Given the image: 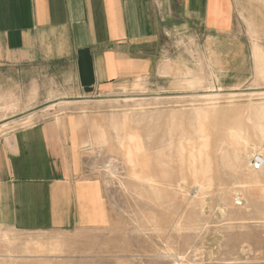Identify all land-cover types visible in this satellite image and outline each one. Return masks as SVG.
I'll list each match as a JSON object with an SVG mask.
<instances>
[{
	"label": "rangeland",
	"instance_id": "1",
	"mask_svg": "<svg viewBox=\"0 0 264 264\" xmlns=\"http://www.w3.org/2000/svg\"><path fill=\"white\" fill-rule=\"evenodd\" d=\"M258 10L249 23H236L232 45L202 48L191 34H173L157 83L143 80L88 99L68 96L51 64H0V139L46 119H70L83 174L101 185L108 209L107 223L96 228L1 227L0 264H264V173L251 166L256 159L264 166V140L257 139L264 125V78L257 74L264 69V5ZM201 108L214 110L200 117ZM231 131L245 139L239 154ZM129 135L142 148L138 166L128 163ZM203 135L209 168L197 192L189 153ZM252 177L260 190L251 189Z\"/></svg>",
	"mask_w": 264,
	"mask_h": 264
},
{
	"label": "crops",
	"instance_id": "2",
	"mask_svg": "<svg viewBox=\"0 0 264 264\" xmlns=\"http://www.w3.org/2000/svg\"><path fill=\"white\" fill-rule=\"evenodd\" d=\"M263 5L264 0H0V64H51L68 96L88 99L143 80L157 83L173 34H191L193 46L202 41V48H218L220 41L232 45L239 19L249 23L251 10ZM69 122L50 118L0 139V228L41 233L107 223L102 187L84 176L78 128Z\"/></svg>",
	"mask_w": 264,
	"mask_h": 264
},
{
	"label": "bare ground",
	"instance_id": "3",
	"mask_svg": "<svg viewBox=\"0 0 264 264\" xmlns=\"http://www.w3.org/2000/svg\"><path fill=\"white\" fill-rule=\"evenodd\" d=\"M256 50V49H255ZM258 54V52H257V50H256V57L258 56L257 55ZM258 58V57H257ZM262 62H263V60H262ZM264 63V62H263ZM262 63V64H263ZM258 64V63H257ZM258 66H259V64H258ZM260 72L259 73H257L258 74V76H261V77H263L264 78V69H260L259 70ZM259 109L261 110V111H263L264 110V105H261L260 104V106H259ZM214 109H207V110H205V109H198L197 110V114H200V117H204V116H206V114H208V112H210V111H213ZM133 112H134V110H132ZM136 111V110H135ZM140 111H142V110H140ZM129 114V113H128ZM133 114V113H132ZM263 114V113H262ZM125 115V114H124ZM123 115V116H124ZM261 117H263V116H261ZM82 118H83V116H82ZM84 119V118H83ZM204 119V118H203ZM198 120V119H197ZM202 120V119H201ZM262 120H264L263 118L261 119V121ZM79 121H81L80 119H77V122H76V125L77 126H79L80 124V122ZM205 121H206V119H205ZM203 123V122H202ZM201 123V124H202ZM260 123V122H259ZM99 124V123H98ZM204 126V125H203ZM255 128V127H254ZM257 128V127H256ZM200 130V129H199ZM93 131V130H92ZM95 132V131H94ZM232 132V131H231ZM257 133L259 134L258 136H259V138H257V139H259V140H261V141H263L264 140V125H260L259 126V131L257 130ZM131 134V133H130ZM199 134H201V133H199ZM203 134V133H202ZM201 134V135H202ZM242 134V133H241ZM99 137V136H98ZM103 138V137H102ZM126 138V137H125ZM100 139V138H99ZM209 138H207L205 135H203V137H202V139H201V141H200V143H199V146L198 147H193V148H191V150H190V153H189V157H190V161H189V168H190V171H189V173H190V177L192 178V181L194 182V184H196V186H197V192H200L202 189H204L205 188V180L203 179L204 178V175L206 174V172H207V168H209L207 165H206V160L205 161H202L203 160V154H204V152L207 150V148H208V144L209 143H207ZM104 140V139H103ZM198 140H199V138H198ZM229 140H230V142L232 143V145L234 146V150H235V152H236V154H239L240 153V146H241V144L243 143V141H245V139L240 135V133H238V132H232V133H230L229 134ZM97 141H98V139H97ZM127 141H128V143H130L131 145H133V147H132V149H130L129 150V154H128V163L129 164H131L132 166H138L137 165V163H138V160L139 159H141V158H143L144 159V157H143V155H142V148H141V146H140V143H139V139L136 137V136H134V135H129V137H127ZM99 142V141H98ZM123 142V141H122ZM196 144V143H195ZM195 146V145H194ZM220 155H221V152H220ZM223 155V154H222ZM237 156V155H236ZM181 157V156H180ZM188 157V156H187ZM204 157H205V155H204ZM206 158V157H205ZM211 158V157H210ZM182 160V159H181ZM225 163V162H224ZM227 163V162H226ZM210 164V163H209ZM139 165H140V168H144V164H141V163H139ZM142 165V166H141ZM211 166V165H210ZM146 167V166H145ZM198 167V168H197ZM259 168H260V171L258 170V171H256V172H258V174L259 173H264V166L263 165H260L259 166ZM188 171V170H187ZM255 171V170H254ZM139 172V171H138ZM136 173V172H135ZM134 173V174H135ZM209 173V172H208ZM211 174V173H210ZM209 174V175H210ZM254 175V174H253ZM140 176L141 177H144V178H142L143 180L145 179V178H147L146 176H144L143 174H140ZM148 176V175H147ZM188 176H189V174H188ZM257 177H258V175H256ZM253 178V177H252ZM256 178V177H255ZM259 178H260V176H259ZM258 178V179H259ZM264 178V177H263ZM148 179V178H147ZM147 179H145V180H147ZM182 179H184V178H182ZM181 179V180H182ZM257 179V178H256ZM258 179L256 180V181H254L255 179L253 178V180L252 181H254V182H252L251 184H249V185H252V184H254V187H251V189H258V190H260V188H258V184L260 183L259 181H258ZM150 180V179H149ZM250 180V179H249ZM248 180V181H249ZM139 181H141V180H139ZM148 181V180H147ZM192 181H190V182H192ZM143 182V181H142ZM250 182V181H249ZM259 182V183H258ZM153 183H156V182H153ZM177 183V182H176ZM183 183H186V182H183ZM247 183V182H246ZM261 184H263V183H261ZM185 185V184H184ZM211 185V184H210ZM264 185V184H263ZM158 186V185H157ZM182 186V185H181ZM193 186V185H192ZM191 186V187H192ZM156 187V186H155ZM178 187H179V185H178ZM194 187H195V185H194ZM210 187V186H209ZM261 187V186H260ZM157 188V187H156ZM176 188V187H175ZM182 188V187H181ZM207 188V187H206ZM264 188V187H263ZM158 189V188H157ZM186 189V188H185ZM184 189V190H185ZM160 190V189H159ZM195 191V190H194ZM202 192V191H201ZM187 193V192H186ZM188 194V193H187ZM191 194V193H190ZM189 194V195H190ZM193 194V193H192ZM196 194V193H195ZM192 196V195H191Z\"/></svg>",
	"mask_w": 264,
	"mask_h": 264
},
{
	"label": "built area",
	"instance_id": "4",
	"mask_svg": "<svg viewBox=\"0 0 264 264\" xmlns=\"http://www.w3.org/2000/svg\"><path fill=\"white\" fill-rule=\"evenodd\" d=\"M254 170H258L259 169V166H260V160L259 159H256L254 161H252V165Z\"/></svg>",
	"mask_w": 264,
	"mask_h": 264
}]
</instances>
